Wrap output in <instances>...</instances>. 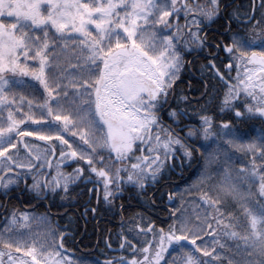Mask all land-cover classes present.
<instances>
[{
    "label": "snow or ice",
    "instance_id": "6c2138e0",
    "mask_svg": "<svg viewBox=\"0 0 264 264\" xmlns=\"http://www.w3.org/2000/svg\"><path fill=\"white\" fill-rule=\"evenodd\" d=\"M221 20L227 43L215 49L226 53L224 71L216 66L219 56L205 68L220 84L213 101L229 118L215 124L206 107L192 115L169 97L185 57L211 47L204 28ZM5 111V196L31 179L27 190L37 199L84 183L111 204L126 189L146 194L173 162H191L192 145L200 143L201 170L188 189L197 193L195 205L168 193L169 202L181 205L171 223L156 229L150 220L140 226L133 219L132 239H150L136 248L125 237L120 247L127 244L132 258L115 264H264V127L247 140L239 132L241 122L264 125V0L243 12L235 0H0V114ZM33 136L51 142L43 156L26 139ZM57 155L53 176L48 157ZM6 212L0 264H77L65 256L64 237L46 214ZM33 222L44 231H22Z\"/></svg>",
    "mask_w": 264,
    "mask_h": 264
},
{
    "label": "trees",
    "instance_id": "16d2710c",
    "mask_svg": "<svg viewBox=\"0 0 264 264\" xmlns=\"http://www.w3.org/2000/svg\"><path fill=\"white\" fill-rule=\"evenodd\" d=\"M235 2L237 7H239L242 12L245 9L250 8L252 5V0H236ZM224 24L225 21L221 20L218 23H211V26L225 30L226 28L224 27ZM207 37L211 41H215L214 33H209ZM198 62H209V59L196 57L191 66V70L196 72V74L201 75L202 79L207 82L208 89L211 84H215L216 86L211 94H209L207 89V93L202 99L201 106L198 110L200 111L206 107L208 109L206 114L214 118L215 124H220L222 121H226L229 118L227 113L221 114L219 112V109L216 106L218 101H213V96L217 95L216 89L220 88V84L217 83L214 78H212L210 81L212 74L205 68V65H203L204 68H198ZM215 63L216 66L221 69V71H224V66L220 61H215ZM232 75L235 76V72L232 73ZM188 88V84H183V88L180 93L186 95L188 93ZM194 92L195 91L191 90L190 94L195 95ZM200 96L203 97L204 93L200 94ZM191 112V114L194 115V110H191ZM261 127H264V125H262L259 120L241 122L239 124V132L244 135L245 140H247L249 135L255 136L258 134ZM195 150L196 151L193 154L192 161L189 162L185 160V178L181 184L172 185L170 183H166L165 180L167 178L160 182L162 183L165 181L161 188V195H158L157 198L155 196L154 198L153 204H159L158 206L154 207L156 209L154 211L149 209L146 211L130 206H126L124 209H122V211H120L122 204L115 200L108 206L102 203L100 204L97 215L101 220L98 222V224L90 219L89 215L88 221H86V218L82 216V212L88 200V187L84 188L83 190L81 185L78 187L75 186L74 189L68 194L60 192L58 194L57 200L49 204L50 211H47L45 208H41L38 211L51 218L53 227L60 235L64 232L69 233V235L64 238V253L68 258L77 261V264H79L81 260L86 261V264H96V262H99V264H105L106 261L111 260L113 261V264H115V261L121 257L125 259H131L132 250L127 247V244H125V247L119 252L111 251L109 246L114 248L119 247L123 242L122 237L124 239L127 237L131 243L136 246V248H139L145 240L150 239V237L139 236H137L136 239H132V236L128 234V230L134 227L132 224L133 219H136V225L143 226V223L150 220L155 225L156 229L161 227L166 229L167 224L171 223L173 219L171 213L175 208L181 206L174 201L172 202V207L164 208L162 204L169 202L167 196L168 193L179 192L184 196V201L181 203L191 201L192 205H195L196 201L194 198L197 196V193L194 190L188 191V189L194 183L198 172L201 170L202 161L200 159V154L204 152V149L201 147L200 143H197V148ZM239 155L240 154H237V156L233 157V162L236 163L237 167L242 166V163L238 161ZM244 162H247V157H245ZM249 206L253 207V205ZM235 207L238 208L239 205L237 204ZM189 208L191 210L190 205ZM52 213H58L61 215L58 216V219H56L54 215H51ZM138 216L144 217V221L137 219ZM113 222L118 223L115 224ZM107 239L109 246L106 242ZM137 240H139L140 243H137ZM228 243L232 244L231 241ZM169 251L171 252L172 250L170 249Z\"/></svg>",
    "mask_w": 264,
    "mask_h": 264
},
{
    "label": "flooded vegetation",
    "instance_id": "af4514ba",
    "mask_svg": "<svg viewBox=\"0 0 264 264\" xmlns=\"http://www.w3.org/2000/svg\"><path fill=\"white\" fill-rule=\"evenodd\" d=\"M201 3L204 2V0H200ZM227 29L222 30L218 29L214 26H211V24H208L207 27L204 28V33L206 34V44L210 45L211 47H205L204 50L200 53H193L192 56H186L185 57V66L183 67L179 79L176 81L177 87L176 92L173 96L169 97L170 104L175 107L177 104L181 108H185L190 114L192 113L191 110H194V115H196L197 112H199V107L201 106V101L205 97V94L207 93V82L202 79L201 75L196 74V72H193L191 70V66L193 62L195 61L196 57H202L209 59V62H198L197 66L198 68H204L203 65H207L211 62L212 58L219 56V59L215 61H225L226 59V53L224 52H217L215 49V46L221 43H227L226 37L223 33H226ZM214 33L215 34V41H211L208 39V34ZM191 56V57H190ZM189 57V58H188ZM188 58V59H187ZM187 59V60H186ZM200 63V64H199ZM234 73V72H233ZM184 75V76H183ZM180 83V84H179ZM183 84H188V93L186 95H183V93H180L183 88ZM203 88V90H202ZM195 91V95H191L190 91ZM204 93V96L201 97L200 94ZM185 98L187 100V103L185 102ZM198 102V103H197ZM165 123L171 125V121L165 120ZM173 128H175V125H172ZM183 127V125H182ZM179 131V129H176ZM187 131V129H185ZM183 136L184 133H181ZM191 143V142H189ZM34 146H36V149L38 152L43 156L46 150V144L45 143H34ZM193 148H197V143L192 145ZM20 156L23 157L24 153L20 152ZM49 161L52 164V168L49 169V172L54 176L55 175V167L57 164L61 163L59 160L58 155L56 157H48ZM176 164V166L172 169H169L166 171V174L163 176V178L160 180V182L165 178H171L166 179V183L170 184H181L185 178V160L183 161V164L180 165L178 162H173ZM73 167H76L75 165ZM73 167H62V171L65 173H72ZM49 172H46L45 175L47 176ZM164 182L162 183H156L152 187L147 189L146 194H141L137 190L132 189H126L122 194L118 196L117 199H115L118 203L122 204L120 207L124 209L126 206L130 207H136L138 209L143 210H156L154 207L158 206L159 204L155 205L153 204L154 198L158 195H161V188L164 185ZM32 180L28 179L24 181L23 183H20L19 187L15 188L13 191H10L7 196L4 195V190L0 189V204H3L6 206V208H0V224L3 223V216L7 214V211H11L13 209L19 210L21 212L28 211L30 213L35 214H41L40 210L41 208H45L47 211H50L49 204L55 202L57 200L58 195L57 194H40L39 199L36 198V193L29 191L31 187ZM83 188L88 187V189L92 188V185H85L84 183H78L77 185L70 186L71 192L75 186H80ZM102 196V190L97 188L95 192H89L88 191V200L86 202V205L83 209L82 216L86 218V221H88V215L90 216V219L95 221L96 224L101 220L98 218L97 212L100 208V204L105 203L100 197ZM113 200V201H115ZM162 206L164 208L172 207L173 203L166 202L163 203ZM51 215H54L56 219H58V216L61 214L58 213H52ZM117 224L118 222H113ZM66 232L62 233L61 235L65 234Z\"/></svg>",
    "mask_w": 264,
    "mask_h": 264
},
{
    "label": "rangeland",
    "instance_id": "374dc122",
    "mask_svg": "<svg viewBox=\"0 0 264 264\" xmlns=\"http://www.w3.org/2000/svg\"><path fill=\"white\" fill-rule=\"evenodd\" d=\"M34 83V82H33ZM17 91H21V92H24V94H27V92L23 89V88H18ZM37 96H39V94H37ZM25 111H27V109H25ZM7 116V112H3L2 114H0V121H2L4 118H6ZM17 118H19V116H17ZM37 118H38V114H37ZM25 127H28V126H25ZM31 128H35L36 125H31L30 126ZM28 142H30L32 144V146L34 148H36V146H34L33 144L34 143H45L46 145L50 144L51 142H47V141H39L35 136L33 137H28L26 138ZM15 151V150H13ZM38 151V150H37ZM191 207V205H190ZM33 215L35 216H42V215H45V214H35V213H32ZM48 221L49 223L51 224V226L53 227V224H52V221H51V218L48 216ZM45 225H42V224H36L35 222H33L30 226V228L28 229H23L22 231L26 232V233H40L42 231H44L45 229ZM65 254V253H64ZM19 255H23V253H20ZM66 256V255H65ZM71 259V258H70ZM72 260V259H71Z\"/></svg>",
    "mask_w": 264,
    "mask_h": 264
},
{
    "label": "water",
    "instance_id": "95a60500",
    "mask_svg": "<svg viewBox=\"0 0 264 264\" xmlns=\"http://www.w3.org/2000/svg\"><path fill=\"white\" fill-rule=\"evenodd\" d=\"M67 234H65L63 237H66ZM113 252H119L120 250H122L121 247L119 248H110Z\"/></svg>",
    "mask_w": 264,
    "mask_h": 264
}]
</instances>
